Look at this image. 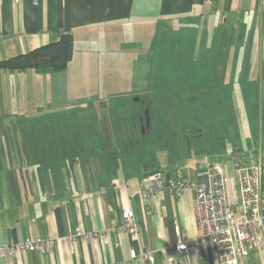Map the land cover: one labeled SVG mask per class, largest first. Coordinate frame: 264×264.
Instances as JSON below:
<instances>
[{"label":"crops","instance_id":"0c3cea01","mask_svg":"<svg viewBox=\"0 0 264 264\" xmlns=\"http://www.w3.org/2000/svg\"><path fill=\"white\" fill-rule=\"evenodd\" d=\"M68 32L74 37V54L65 70H0L8 111L27 114L23 103L32 97L29 78L34 94H41V83L49 93H57L58 78H63L66 103L76 104L80 99L69 96L72 93H103L105 82L127 77L120 63L135 55L137 46L144 47L143 55L157 53L167 44H191V52L188 59L181 57L182 48L175 59H163L159 52L158 73L144 75L146 98H136L142 111L128 121L132 124L134 118L132 128L135 121L141 128L144 122L143 137L127 139L128 129L125 135L111 132L127 124L117 106L101 109L113 110L114 115L109 112L107 117L97 114L95 119L76 120L72 126L78 133L70 135L62 134V125L54 120L46 123L52 134H40L37 118L16 120V125L30 126L31 133L24 135L26 140L22 135L6 136L3 141H16L15 149L0 150V244L36 240L47 244L7 253L0 256V264H143L142 255L149 250L155 251L154 264H178L160 249L179 239L197 238L195 190L188 187L180 195L167 190L146 208L141 181L161 171L165 182L206 183L208 177L200 173V163L223 160L238 184L230 156L244 149L238 146L226 157L204 155L199 137L211 134L213 122L221 120L222 115L210 112L218 109L214 105L222 99L216 96L225 89H229L230 102H234L233 94L244 98L254 89L264 105V0H0L1 58L55 41ZM109 59L113 65L103 66ZM19 78L27 84L18 94ZM165 78H174L178 91H170L174 83L170 85ZM197 87H203L199 97L193 93L192 98L178 99L176 93L185 95L187 88ZM183 102L192 106L185 107ZM101 105L92 106L98 110ZM72 107L88 109L82 102ZM251 107L256 121L258 108ZM154 109L162 111L152 123ZM174 109L183 112L166 111ZM228 121L239 129L237 123ZM263 151L262 147L248 153L258 156ZM129 206L139 224V239L125 228L124 212ZM206 249L199 264H220L210 243ZM239 264H264V247Z\"/></svg>","mask_w":264,"mask_h":264},{"label":"rangeland","instance_id":"374dc122","mask_svg":"<svg viewBox=\"0 0 264 264\" xmlns=\"http://www.w3.org/2000/svg\"><path fill=\"white\" fill-rule=\"evenodd\" d=\"M161 40V39H159ZM171 43L170 41H168ZM156 47V46H155ZM154 47V48H155ZM179 48H182V55L181 57H190L191 52V44L190 45H184V46H167L165 47H159L157 49V53L151 52L149 55H143L144 53V47L137 46L136 49L133 51L135 55H130L128 57V60H125L124 62L120 63V66L124 69V71H127L128 74L127 77L124 76L122 73H115V75L124 76L121 77V79H114L113 81H107V83L104 82L105 79H102L103 84V93H90V90L83 94H71L69 96H73L74 99H80V101L74 102L76 104L84 103L88 109L78 111L75 109H72L74 105L73 103H66V92L65 89H62L64 87V81L63 78H58L59 82V91L57 93H49L48 89H44L42 85H45L43 83L40 84L41 88V94H34L33 88H32V79L29 78V93L32 95L31 101H24L23 108H25L28 112L27 114L19 115L18 113L8 111L9 110V104L7 102L6 97V86L1 85L0 82V150L3 149H15V143L16 141H3L5 140L6 136H20L22 135L24 138L23 140H26L25 136L26 134L31 133V127L30 126H20L16 125V120L21 119H28V118H37L38 119V129L40 131V134L47 133L52 134L51 131H49V126L46 127L49 124V121L54 120L61 126V132L65 135H70L68 133H78L77 128L75 126H72V124L76 120L80 119H95L101 114L102 117H107L108 113L110 111H102L103 107L106 105L105 108H113L114 106H117V108H120V116L124 118L125 122L127 123V129L129 130V135L125 136L127 139H133L132 137L135 136H141L143 137V130L140 127V129H136L135 126L128 123L135 114V112L142 111V104H140L138 101H136L137 97L146 98L143 82H145L146 77L144 78V75L146 73L152 71L153 74L156 72L158 73L161 65L159 62H157V58L160 57L159 52L162 53V58L165 59V57L176 58L178 57ZM141 53V58L138 56ZM122 53H119V56H121ZM139 57V58H138ZM149 58L151 59L149 61ZM142 59V60H141ZM160 59V58H159ZM168 59V60H170ZM111 60L109 59L107 62H103L102 65H113L110 63ZM170 61L167 62L169 64ZM187 63L188 60L186 61ZM171 65H174V62L171 63ZM182 66V65H181ZM134 75L132 77L131 75ZM174 78H165L166 82L172 85L175 82H172ZM185 81L193 80L192 78H183ZM203 79V78H202ZM164 80V79H163ZM181 81V79H179ZM208 80V78L206 79ZM183 81V82H185ZM147 83V81H146ZM26 79L19 78L18 79V94L21 92L23 86L26 88ZM101 85V84H100ZM172 87L170 91H178L177 87ZM187 87V86H186ZM219 87V86H218ZM218 87L216 89H218ZM152 88V87H151ZM149 88V89H151ZM198 88V89H197ZM194 89L187 88L185 95H180V93H176V95L182 98L188 97L191 95V98L193 97V93L199 97L200 92L199 89L203 87H197ZM212 88V87H211ZM170 89V88H168ZM181 89V88H180ZM183 89V88H182ZM213 89V88H212ZM134 90V92H132ZM221 90V89H220ZM229 89H225L224 94L220 93L217 95V98H221V102L217 101L215 107H218L217 110H213L210 113L214 114L215 116L222 115L221 120L216 119L215 122H213L215 125V128L212 129L209 135H204V137H199V139L202 141L201 145L206 149L204 150V155H226L230 156V154L233 151H237V147H241L247 152H256L259 150V148L264 149V105H262L260 102H258V94L255 93V90L252 89L246 97L243 98V95L240 93L233 94L234 102H230L228 96H230L228 92ZM46 94H45V92ZM96 89L94 90V92ZM227 91V92H226ZM108 92H112L111 94H108ZM132 92V93H131ZM27 93V91H26ZM209 96V95H208ZM28 95L25 96L27 99ZM261 99V98H260ZM28 100V99H27ZM190 100V99H188ZM257 100V101H256ZM37 101V103H36ZM100 102L102 105L98 107V110H96L92 105ZM40 108L38 107V105ZM185 107L192 106L190 104H187L186 102L182 103ZM92 106V107H91ZM251 106H257L258 110L256 111V114L258 117V120L255 121V115H254V109ZM57 107V109H55ZM71 108V109H70ZM158 110V109H156ZM152 111L151 113V119L152 123L155 121L156 117H159V111ZM168 114L175 115L176 113H180L183 111L179 110H166ZM191 112V110H189ZM188 112V113H189ZM111 115L113 114V110L110 112ZM164 116V111H163ZM160 117L162 115L160 114ZM165 117V116H164ZM45 120V122H44ZM228 120H232L233 122L237 123L239 126V129H236V126H231L228 124ZM12 123V124H10ZM82 124V123H81ZM205 130H206V125ZM80 128L84 130V127L80 125ZM119 125H117L115 128H111V132L119 133ZM55 131L57 130V126L55 125L53 128ZM92 132H95V127H91ZM108 133L110 132V129L107 130ZM123 131V130H122ZM207 132V131H206ZM117 133V134H118ZM122 133V132H120ZM98 134V132H97ZM127 134V131L125 132ZM147 137V134H145ZM124 137V138H125ZM182 139H184L182 137ZM10 146V147H9ZM129 148V147H128ZM182 150V149H180ZM186 154V151H185ZM225 156V157H226ZM231 157V156H230ZM224 159V158H223ZM235 187L236 184L234 183ZM261 249V248H260Z\"/></svg>","mask_w":264,"mask_h":264},{"label":"built area","instance_id":"2783aa9c","mask_svg":"<svg viewBox=\"0 0 264 264\" xmlns=\"http://www.w3.org/2000/svg\"><path fill=\"white\" fill-rule=\"evenodd\" d=\"M230 161L238 174L234 185L226 161L200 163V173L208 182L169 179L156 171L141 181V196L146 208L153 198L169 190L177 195L192 187L195 190L197 238H183L162 247L160 251L178 264H199L210 243L220 264H239L241 259L264 247V151L256 156L244 150L231 155ZM125 228L134 239L140 230L133 209L124 212ZM52 241H48L51 244ZM41 240L0 244V256L42 248ZM143 264L155 263V251L142 255Z\"/></svg>","mask_w":264,"mask_h":264},{"label":"trees","instance_id":"16d2710c","mask_svg":"<svg viewBox=\"0 0 264 264\" xmlns=\"http://www.w3.org/2000/svg\"><path fill=\"white\" fill-rule=\"evenodd\" d=\"M73 54V34L71 32L63 33L57 40L42 44L29 51L4 58L0 57V70L25 71L31 69L43 72H60L68 67ZM126 126L118 128L124 135L127 129ZM135 128L140 129V125L138 126L136 121Z\"/></svg>","mask_w":264,"mask_h":264},{"label":"water","instance_id":"95a60500","mask_svg":"<svg viewBox=\"0 0 264 264\" xmlns=\"http://www.w3.org/2000/svg\"><path fill=\"white\" fill-rule=\"evenodd\" d=\"M146 128H150V114H148V110H146ZM141 125H142V130L144 131L145 129H144V126H145V124H144V122L142 121L141 122Z\"/></svg>","mask_w":264,"mask_h":264}]
</instances>
